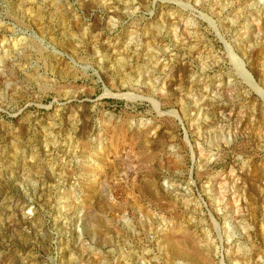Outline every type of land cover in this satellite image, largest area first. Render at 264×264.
Listing matches in <instances>:
<instances>
[{
    "label": "rangeland",
    "instance_id": "374dc122",
    "mask_svg": "<svg viewBox=\"0 0 264 264\" xmlns=\"http://www.w3.org/2000/svg\"><path fill=\"white\" fill-rule=\"evenodd\" d=\"M203 257L264 264V0H0V264Z\"/></svg>",
    "mask_w": 264,
    "mask_h": 264
},
{
    "label": "bare ground",
    "instance_id": "6f19581e",
    "mask_svg": "<svg viewBox=\"0 0 264 264\" xmlns=\"http://www.w3.org/2000/svg\"><path fill=\"white\" fill-rule=\"evenodd\" d=\"M260 49V48H259ZM261 50V49H260ZM259 52H261V51H259L258 50V52L257 53H259ZM230 88V87H229ZM226 90V89H225ZM221 91V90H220ZM199 120V119H198ZM262 189V188H261ZM260 193V192H259ZM251 203V202H250ZM167 234V233H166ZM262 234V233H261ZM164 237V236H163ZM191 241V240H190ZM253 246H255V245H253ZM174 252V251H173ZM177 253V252H176ZM181 253H183V252H181ZM177 254H179V253H177ZM184 254H186V253H183L182 255H184ZM187 256H188V254H186ZM204 258V264H209L208 263V259L207 260H205L206 259V257H203Z\"/></svg>",
    "mask_w": 264,
    "mask_h": 264
}]
</instances>
